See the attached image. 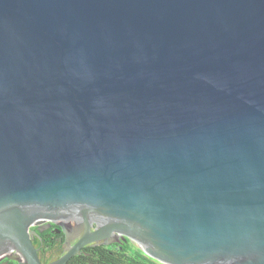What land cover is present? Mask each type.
Masks as SVG:
<instances>
[{"label": "water", "instance_id": "obj_1", "mask_svg": "<svg viewBox=\"0 0 264 264\" xmlns=\"http://www.w3.org/2000/svg\"><path fill=\"white\" fill-rule=\"evenodd\" d=\"M57 216L48 264H264V0H0V261Z\"/></svg>", "mask_w": 264, "mask_h": 264}, {"label": "trees", "instance_id": "obj_2", "mask_svg": "<svg viewBox=\"0 0 264 264\" xmlns=\"http://www.w3.org/2000/svg\"><path fill=\"white\" fill-rule=\"evenodd\" d=\"M121 246V247H119ZM117 247V248H115ZM5 261H1L3 264ZM5 264H18L6 261ZM67 264H163L136 248L129 240L109 246L86 247Z\"/></svg>", "mask_w": 264, "mask_h": 264}, {"label": "flooded vegetation", "instance_id": "obj_3", "mask_svg": "<svg viewBox=\"0 0 264 264\" xmlns=\"http://www.w3.org/2000/svg\"><path fill=\"white\" fill-rule=\"evenodd\" d=\"M72 213H74V212H72ZM74 215H76V213ZM63 219H68V218H67V216H65V218H63ZM75 219L77 220V217L73 218V220H75ZM60 220H62V219H60ZM58 223H59V216L54 217V222L44 221L42 223H37L30 228V230H32L33 232H35L38 235V236L32 237V243H33L34 247L37 249L38 257H39V260L42 264H48V263L59 258V257H56V258H52L50 261H46V255L48 252L57 251V250H59V248H61L63 251V254H64V252H65L64 250L66 247V244H65L66 240H67L69 245H72L78 240V237L80 235V233L77 231V227H76L78 222L73 221L72 224L71 223L66 224L65 225L66 234H64V232L62 231V228L59 227ZM121 242H123V241L120 240V242L114 243V244H119ZM98 246H100V245H98ZM87 247H94V246H87ZM119 247H121V246H119ZM63 254H61V255H63ZM1 261H5L3 263V264H5L6 261H8V260L6 258H3ZM10 261H12V260H10Z\"/></svg>", "mask_w": 264, "mask_h": 264}]
</instances>
